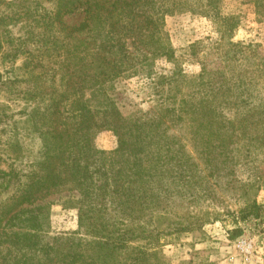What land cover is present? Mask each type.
I'll use <instances>...</instances> for the list:
<instances>
[{
  "label": "trees",
  "instance_id": "1",
  "mask_svg": "<svg viewBox=\"0 0 264 264\" xmlns=\"http://www.w3.org/2000/svg\"><path fill=\"white\" fill-rule=\"evenodd\" d=\"M251 1L264 13V0ZM17 2L11 16L0 18V63L12 71L0 85L11 93L14 84L25 85L26 136L37 138L39 150L34 174L19 180L0 216V264H166L160 237L207 222L169 209L174 196L193 190L207 171L234 175L242 158L259 151L264 161V54L232 40L238 17L224 11L222 0H52L42 14ZM77 10L82 21L59 33L63 17ZM182 11L211 20L220 61L203 64L196 77L179 68L156 75L154 61L173 52L164 18ZM134 76L154 85L150 114L125 99L121 82ZM104 129L116 137L113 150L94 144ZM227 145L239 148L236 168L221 159L200 170L191 155L202 161L210 147L222 156ZM242 182L262 185L264 170ZM55 199L77 210L76 233L45 237ZM260 208L254 199L245 202L236 217H258Z\"/></svg>",
  "mask_w": 264,
  "mask_h": 264
},
{
  "label": "rangeland",
  "instance_id": "2",
  "mask_svg": "<svg viewBox=\"0 0 264 264\" xmlns=\"http://www.w3.org/2000/svg\"><path fill=\"white\" fill-rule=\"evenodd\" d=\"M17 1L0 0V18L11 16V12H15L13 8L19 4ZM159 1L162 0H157ZM28 3L30 10L39 14L50 13L53 4L52 0H26L20 4L23 6ZM222 4L225 12L238 17L232 40L251 42L264 54V13H257L255 3L251 0H222ZM82 16L80 10L65 15L61 20L62 32H58L63 33L64 28L70 30L77 26L82 21ZM164 30L173 52L171 57L161 56L154 61L153 71L156 75L168 76L174 68H179L183 74L196 77L201 73L203 64L219 63L220 34L209 18L189 11L166 15ZM20 34L21 31L13 28L15 37L21 36ZM20 63L21 60L18 59L15 66ZM11 72L10 65L0 63L1 80H5ZM121 85L126 90L125 99L131 100L139 113L150 114L154 111V85L150 78L134 76L123 80ZM14 86V92L11 93V88L0 85V216L10 205L8 197L19 180L24 182L34 174L33 163L39 150L37 138L33 134L26 136V127L29 125L23 120L24 103L21 99L25 85L19 82ZM260 95L264 97V90H261ZM12 120L17 122L13 124ZM10 142L14 145L9 146ZM94 144L100 150H113L117 141L111 130L104 129L97 133ZM234 149L239 148L234 145L221 146L220 156L218 150L207 147L206 154L216 157L206 161L205 153H201L202 161L196 153L191 155L195 157L200 170L204 168L207 171V167H213L221 159L226 160L225 165L228 164L232 169L236 168L231 164L232 158L238 155V151ZM261 156L262 151H259L253 157L242 158L245 164L243 168L237 166L234 175H227L225 171H211V176L207 171L206 178L198 180L199 183L193 190L185 189L174 196L169 202V209L190 217L197 215L207 219V222L199 229L160 237L166 264H195L188 263L190 260L208 264H264V183L249 188L242 182L248 173H260L264 170ZM252 166L257 167V171ZM248 167L251 170L245 169ZM253 199L261 206L260 215L249 216L245 220L238 219L236 216L239 210L245 206V202ZM21 224L23 223L15 222V225ZM77 230V210L72 205L55 199L50 205L45 237L74 234Z\"/></svg>",
  "mask_w": 264,
  "mask_h": 264
}]
</instances>
